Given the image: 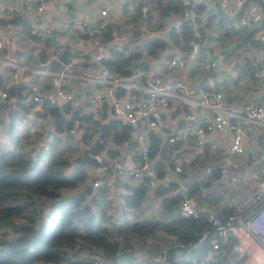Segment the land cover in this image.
Segmentation results:
<instances>
[{
	"label": "built area",
	"instance_id": "1",
	"mask_svg": "<svg viewBox=\"0 0 264 264\" xmlns=\"http://www.w3.org/2000/svg\"><path fill=\"white\" fill-rule=\"evenodd\" d=\"M169 1L178 7H167ZM3 21L17 28L14 42ZM109 24L111 37L106 39ZM173 34L179 35L178 41L171 39ZM113 50L131 58L129 73L110 71L103 64ZM0 77V112L46 117L45 104L68 106L62 115L71 122L60 131L46 118L42 126L20 122L17 143L9 149L30 148L24 145L37 134L36 150H48L58 139L65 153H74L69 159L75 168L82 167L77 157L85 150L96 160L83 165L81 185L93 197L115 203L123 183L143 185L146 197L162 185L178 198L176 214L205 218L206 227L188 242L168 238L139 254L140 248L130 241L127 252L138 255L140 264H187L206 242L211 252L199 264H227L224 254L237 264H264V0L0 3ZM232 87L241 91L235 106L226 101ZM171 111L178 115L167 121ZM87 116L102 122L111 118L129 127V139L121 145L99 133L83 139ZM150 135L171 147L161 173L154 163L163 157L149 155ZM205 147L219 158L218 166L205 160L185 168L182 156ZM231 169L236 181L250 170L254 180L230 205V213L198 206L197 195L212 183V174L223 179ZM192 185L198 186L196 192ZM234 191L231 187L228 195ZM157 197V203L145 200L126 212L114 204L109 226L127 228L143 213L157 214L159 208L151 207L158 206L162 196ZM89 253L92 264L114 262L97 249Z\"/></svg>",
	"mask_w": 264,
	"mask_h": 264
},
{
	"label": "trees",
	"instance_id": "2",
	"mask_svg": "<svg viewBox=\"0 0 264 264\" xmlns=\"http://www.w3.org/2000/svg\"><path fill=\"white\" fill-rule=\"evenodd\" d=\"M172 6L178 7L175 2L169 1L167 7ZM111 30V24L104 29L106 39L111 37ZM183 34L190 38L188 29H184ZM178 37L171 35L175 41ZM130 59L113 50L110 57L102 62L110 71L125 74L129 73L126 65ZM1 81L0 77V84ZM44 110L58 131L64 124L70 126L71 122L62 115L69 111L68 106L60 108L45 104ZM7 118L6 126L4 121H0V127L17 143L16 124L23 117L8 115ZM86 123L87 134L83 139L99 133L101 137L121 145L130 137V128L111 118L102 122L87 116ZM59 142L58 139L52 140L48 150L0 147V264H92L91 249H97L101 255L111 258L113 264H140L138 255L127 252L130 241L135 242L137 249L142 247L144 251H149L167 242L166 237L188 242L206 227L203 216L193 218L180 214L170 220L155 219L154 215H149L127 228L110 227V209L114 203L93 197L86 187L74 190L80 184L83 186L85 174L81 169L71 170L70 159L59 147ZM166 148L157 136L150 135L149 155L152 158L158 154L163 156ZM99 149L97 145L95 151ZM160 160L154 163L159 173L162 169ZM216 176L215 172L211 178ZM121 187L123 191L118 195V202L124 212L143 205L146 197L143 185L123 183ZM197 188V185H192L191 190L196 192ZM170 191V187H155L154 195L162 196L158 201L159 209L176 208L178 198L170 195ZM230 211V206L222 207L223 215ZM221 245L225 244L221 242ZM209 251L211 245L206 242L193 251L187 264H199ZM224 258L227 264H237L235 260L228 261V254H224ZM210 264L220 263L211 261Z\"/></svg>",
	"mask_w": 264,
	"mask_h": 264
},
{
	"label": "crops",
	"instance_id": "3",
	"mask_svg": "<svg viewBox=\"0 0 264 264\" xmlns=\"http://www.w3.org/2000/svg\"><path fill=\"white\" fill-rule=\"evenodd\" d=\"M20 1H24V0H0V3L3 4L4 6H6V5H11V4H14V3L20 2ZM73 1L75 3H77V4L81 3V2L85 3V0H73ZM94 4H95V2H93L91 5H94ZM2 24L4 25L3 27L7 26L8 30H9V37L14 42L16 37H17V31H18L17 28H15V27H13L11 25H8L5 21H3ZM236 68H237L236 69V72H237V70H239V69H238V67H236ZM240 94H241V91H240V89L238 87H232L230 90H227L226 91V101H227V103H229V104H231L233 106L239 104V100L241 99V98H239ZM0 115H1V118L3 119V120L0 119V121H4L3 125L6 126V123L8 121V118H7L8 115H18V113H17V111L10 112L9 110H2V112H0ZM175 115H178V114H176L175 111L169 112L167 117H166L167 121L174 120ZM22 117H23V120L22 121H18L17 124H16V131L18 130L17 129V125L20 122H22L25 127L28 124H31V123H35L38 126H42L43 120L45 118L47 120L50 119L48 116L44 117L43 115H33L32 117L31 116L28 117L27 115H22ZM41 117H42V120L39 119ZM2 134H6L7 135V138H8L7 149H9L8 147L10 145H12V144H15V141L11 140L8 137V134L0 127V135H2ZM37 135L29 136L28 140H30V142H26L24 147L25 146L26 147L35 146L36 142H38L40 140V137H38ZM17 137H18V132H17ZM3 139L4 138L0 137V141L3 140ZM223 140H227V139H223ZM0 145H1V143H0ZM173 147L177 151H180V149H181V145H179V144L175 145ZM170 148L171 147L166 148V151L164 152V155L161 156V157H163V160L161 161L162 163H163V161H165L169 157L167 155V149H170ZM197 151L198 150H192V151L189 150L188 152H186L187 156H182L183 158H186V160H187V161H183V164H184L185 168L191 169L195 165H198L200 162L203 163V161H205V160H209L210 164H214L215 168H216V166H218L219 158L214 156V155H212V154H210L206 147L204 148V150H202L205 153V156L202 157V158L200 157V154ZM212 158H216L217 159V163H214L212 161ZM70 167H71V170L75 169L74 165L73 166L70 165ZM237 182H238V180L236 181L235 176H234V170H232V169L229 171V174L223 179H220V178H218V176H216L213 179L212 183H210L209 186H206L205 190L197 195L196 204L198 206L210 205V206L214 207L215 209H220V208H222L225 205H229L230 206L243 193H245L251 187V185L253 184V183H251V184L248 183V188H246L245 191L243 193H241V194L237 193V191H235V193H233L231 195L230 194L228 195L229 189L231 187L234 188V190H236ZM129 183H131V182H129ZM148 194L149 195L147 197H145L144 201L146 200L149 203H152V202L157 203V198L158 197L154 195V192L153 191H148ZM120 209H121L120 205H117L116 210H120ZM155 214L156 213H149V212L148 213H143L140 216V218H144L146 216L148 217L149 215H155ZM156 215H158L159 218L162 219V220H170L171 218H173L176 215V208H174L172 210L171 209H169V210L159 209L157 211ZM158 234H162V233L159 232ZM166 238H169V237H166ZM150 241H154V240L151 239ZM138 252H139V254H142V253H145L146 251H144L143 248L141 247L138 250Z\"/></svg>",
	"mask_w": 264,
	"mask_h": 264
},
{
	"label": "rangeland",
	"instance_id": "4",
	"mask_svg": "<svg viewBox=\"0 0 264 264\" xmlns=\"http://www.w3.org/2000/svg\"><path fill=\"white\" fill-rule=\"evenodd\" d=\"M0 119L3 120V119L1 118V115H0ZM0 137H1V138H4L3 140L0 141V143H1L0 146H1L3 149H7V143H8L7 135H6V134H2V135H0ZM197 152L200 154V157H201V158L205 156V153H204L203 151L198 150ZM73 154H74V153H73L72 151H69V150L66 149L65 156H66L67 158H70L71 156H73ZM212 161H213L214 163H217V159H216V158H212ZM70 165H71V162H70ZM71 166H72V165H71ZM86 167L89 168L90 166L87 165ZM79 169H81V170H85L83 166H82V167L75 168V169H73V170H74V171H77V170H79ZM253 180H254V179H253V175H252V172H251V170H250V173L247 174V175H244V177H243L242 180H238V182H237V188H236L235 191H237V193H240V194L243 193V192L245 191V189L248 188V183H250V184L253 183ZM209 185H210V183H209L207 186H209ZM79 188H81V185H78L74 190H78ZM235 191H234V193H235ZM115 204H116V205H119L120 203H119V202H115ZM114 206H115V205H113V206L111 207L110 211L114 208ZM151 207H153V208H155V209L158 208L157 204H151Z\"/></svg>",
	"mask_w": 264,
	"mask_h": 264
},
{
	"label": "water",
	"instance_id": "5",
	"mask_svg": "<svg viewBox=\"0 0 264 264\" xmlns=\"http://www.w3.org/2000/svg\"><path fill=\"white\" fill-rule=\"evenodd\" d=\"M77 161L79 162V166H83L85 164H95L96 160L88 155V151L85 150L84 153L77 157Z\"/></svg>",
	"mask_w": 264,
	"mask_h": 264
}]
</instances>
